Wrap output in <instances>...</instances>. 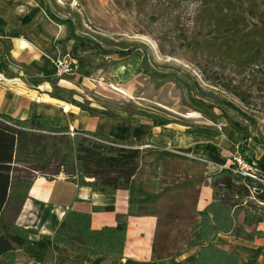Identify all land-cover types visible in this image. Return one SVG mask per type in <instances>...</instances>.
I'll return each instance as SVG.
<instances>
[{"label": "crops", "instance_id": "1", "mask_svg": "<svg viewBox=\"0 0 264 264\" xmlns=\"http://www.w3.org/2000/svg\"><path fill=\"white\" fill-rule=\"evenodd\" d=\"M72 21L47 0H0V76L5 80L0 81V116L20 122L41 118L54 131L73 130L108 146L139 150V167L127 189L112 192L46 175L24 188L12 173L0 235L14 228L30 232L14 251L15 264H199L201 251L211 243L233 254L236 264H264V220L252 226L244 222L245 212L263 218L260 211L242 208L230 233L208 235L201 226L200 214L213 201L212 187L201 182L229 166L237 133L175 130L157 114L98 106L94 98L109 100L98 82L90 86L76 74L55 78L58 59L75 66L86 53L88 42L73 31ZM94 47L105 60L114 54ZM245 151L252 159V150ZM259 157L263 162L264 155ZM12 167L20 166L14 161ZM68 212L88 215L91 231L124 227L122 256H84L55 241ZM183 240L187 244L179 246Z\"/></svg>", "mask_w": 264, "mask_h": 264}, {"label": "rangeland", "instance_id": "2", "mask_svg": "<svg viewBox=\"0 0 264 264\" xmlns=\"http://www.w3.org/2000/svg\"><path fill=\"white\" fill-rule=\"evenodd\" d=\"M47 2L51 6L57 3L58 15L72 19L73 31L88 42L85 56L76 63L72 75L85 77L89 85L100 83L99 90L93 91L98 90L109 100L98 102L94 98L95 103H101L98 106L157 114L174 123L175 130L188 127L190 133L195 128H218L224 135L234 128L238 131L239 153L246 154L245 150L251 149L252 159L261 161L264 71L253 72L249 66L237 68L221 47L224 40L231 38L219 35L215 29L219 20L233 16L246 18L249 26L256 27L257 23L247 16L245 0ZM228 28L225 26L222 31ZM93 44L114 54L105 60ZM233 92H241L245 102ZM20 131L33 134L21 136L17 148L15 162L20 167L15 168L14 176L25 182L24 188L33 178L44 175L50 179L93 182L78 171L73 153L70 154L66 140L61 139L63 135ZM212 183L203 180L201 185ZM235 203L241 211L244 207L260 211L264 218V206L247 196H237Z\"/></svg>", "mask_w": 264, "mask_h": 264}, {"label": "trees", "instance_id": "3", "mask_svg": "<svg viewBox=\"0 0 264 264\" xmlns=\"http://www.w3.org/2000/svg\"><path fill=\"white\" fill-rule=\"evenodd\" d=\"M245 1L248 7L247 16L257 23L256 27L249 26L246 18L233 16L219 20L215 29L219 35H229L231 38L224 40L221 47L224 48L225 56L231 59L237 68L249 66L252 67L253 72L260 73L264 71V1ZM225 26L229 27L228 30L222 31ZM233 93L241 102H245L241 92ZM198 112L203 113L204 111L199 109ZM208 117L210 116L208 115ZM0 118L10 121L20 129L57 135L66 133L64 130L54 131L41 118H32L23 122L1 116ZM210 119L214 120V117L211 116ZM232 129L238 133L236 129ZM32 135L0 123V214L10 188V176L15 172L12 164L17 155L19 139L21 136L31 137ZM85 135L79 134L73 139L65 137V135L61 137L62 140H66V146L71 150L70 154L73 153L78 171L85 178L93 180L91 183L82 181L77 183L100 192L127 189L139 167L140 151L110 147L102 140ZM45 139L50 140L51 138ZM258 163L264 171V163L262 161H258ZM211 180L213 182L211 185L213 201L200 214L203 233L208 235L217 232L230 233L233 231L237 215L241 212V208L235 203V198L247 196L246 189L236 186L229 170H222ZM256 199L264 204V192L256 195ZM263 220L260 216H252L245 212L244 222L246 225H257ZM89 223L88 215L68 212L63 217L54 239L68 249L84 256L91 254L121 257L125 241L124 227L91 231ZM29 234V231L14 228L0 235V258L5 259V262L0 261V264H15L14 251L23 247ZM254 235L260 236L259 233ZM236 261L233 254L221 251L211 243L201 251L197 263L236 264Z\"/></svg>", "mask_w": 264, "mask_h": 264}, {"label": "built area", "instance_id": "4", "mask_svg": "<svg viewBox=\"0 0 264 264\" xmlns=\"http://www.w3.org/2000/svg\"><path fill=\"white\" fill-rule=\"evenodd\" d=\"M53 66L54 77L57 79H63L65 77L71 76L75 68V66L70 61L65 59H58ZM0 81H5L2 76H0ZM0 123L20 130L19 127H16L8 120L0 118ZM58 135H65L73 138L79 134L73 130H69V132ZM230 158V164L229 166L225 167L224 170H229L232 175V181L236 184V186L246 189L247 198L255 201L259 206H264L262 202L256 199V195L262 194V192H264V171L259 166L258 161L248 158L246 159L243 154L239 153L238 149H236V152L231 155Z\"/></svg>", "mask_w": 264, "mask_h": 264}]
</instances>
